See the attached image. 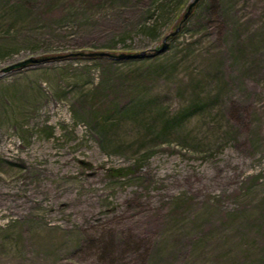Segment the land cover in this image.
Returning <instances> with one entry per match:
<instances>
[{"label":"rangeland","instance_id":"obj_1","mask_svg":"<svg viewBox=\"0 0 264 264\" xmlns=\"http://www.w3.org/2000/svg\"><path fill=\"white\" fill-rule=\"evenodd\" d=\"M190 1L0 0V264H264V0Z\"/></svg>","mask_w":264,"mask_h":264},{"label":"water","instance_id":"obj_2","mask_svg":"<svg viewBox=\"0 0 264 264\" xmlns=\"http://www.w3.org/2000/svg\"><path fill=\"white\" fill-rule=\"evenodd\" d=\"M198 0H191L187 6V9L184 13V17H186L192 7L195 5V3L197 2ZM163 47V46H162ZM79 55H85V56H109L110 54L108 52H105V51H90V52H79L78 53ZM143 52L141 53H120L118 56L119 57H136V56H139V55H142ZM48 57H35V56H29L25 59H22V60H19V61H16L14 63H11V64H8L6 66H4L3 68H1L0 70V73L1 72H8V71H11V70H14V69H19V68H23L27 65H30V64H35V63H39V62H43L45 60H47Z\"/></svg>","mask_w":264,"mask_h":264}]
</instances>
